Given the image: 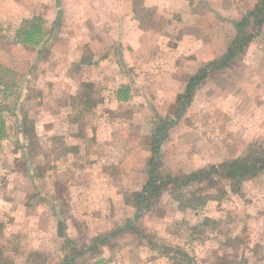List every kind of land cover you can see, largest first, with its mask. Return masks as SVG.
Returning <instances> with one entry per match:
<instances>
[{
  "label": "rangeland",
  "instance_id": "rangeland-1",
  "mask_svg": "<svg viewBox=\"0 0 264 264\" xmlns=\"http://www.w3.org/2000/svg\"><path fill=\"white\" fill-rule=\"evenodd\" d=\"M254 2L0 0V264H172L166 246L198 264H264V172L238 191L214 175L196 209L165 192L139 213L133 198L158 119L225 52L232 22ZM31 21L48 31L38 48L16 41ZM81 83L93 85L94 107L79 105ZM121 86L127 101L115 98ZM248 150H264V25L195 90L168 128L159 171L189 173Z\"/></svg>",
  "mask_w": 264,
  "mask_h": 264
},
{
  "label": "trees",
  "instance_id": "trees-1",
  "mask_svg": "<svg viewBox=\"0 0 264 264\" xmlns=\"http://www.w3.org/2000/svg\"><path fill=\"white\" fill-rule=\"evenodd\" d=\"M254 1L251 9L247 10L240 19L232 22L234 34L228 42L225 52L219 58L201 65L191 74L186 79L182 93L177 95L173 113L167 117H160L158 119L149 138V156L145 166V182L140 190L133 192L134 202L139 213L149 211L165 192L175 197L178 205L183 210L187 208H201L209 199V194L206 192V186H201L200 184L206 181L212 184L214 175L227 180L231 191H238L242 181L264 172V150H254L253 152L248 150L249 152L247 151V154H244L242 157L217 165L212 164L189 173L165 176L161 175L159 171L161 165V147L167 137L168 128L181 117L183 111L191 102L195 90L205 82L212 71L230 65L240 56L264 25V0ZM47 33L48 31L43 27L41 21H31L26 26H21L17 30L16 41L33 48H38ZM85 62L89 61H86V58L83 56L80 59V63ZM80 86L81 92L78 95L79 105L87 108L94 107L97 104V99L94 97L93 85L91 83H81ZM115 98L118 101H127L129 99V87H119L115 92ZM4 123V120L0 118V130L3 129ZM138 215L135 218L139 217ZM120 232H122V229L116 228L111 233V236H115ZM94 239L93 244H102L106 241V238L95 237ZM164 254L169 255L172 264H198L188 252L179 246H166ZM72 258L70 259L72 260ZM0 260L5 262L2 255H0ZM63 260L57 264L72 263L71 260H68V257H65ZM216 264L235 263L233 260L219 259Z\"/></svg>",
  "mask_w": 264,
  "mask_h": 264
}]
</instances>
